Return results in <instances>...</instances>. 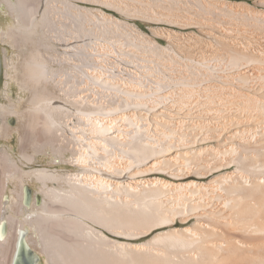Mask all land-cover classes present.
Here are the masks:
<instances>
[{
  "label": "bare ground",
  "instance_id": "obj_1",
  "mask_svg": "<svg viewBox=\"0 0 264 264\" xmlns=\"http://www.w3.org/2000/svg\"><path fill=\"white\" fill-rule=\"evenodd\" d=\"M45 6L39 19L41 8L17 0L20 12L29 10L28 18L15 12L30 34L46 23L64 41L87 34L103 40L75 45L63 57L80 61L84 77L57 80L40 52L21 73L20 85L40 105L29 113V130L60 163H76L81 172L20 170L6 149L0 153L6 173L18 170L9 181L19 183L5 197L0 177V264H19L23 244L40 249L51 264H264V0H66L62 6L50 0ZM138 19L169 27L148 37L130 23ZM56 82L66 83L61 91L85 108L82 128L70 136L56 132L57 103L64 99ZM1 109L3 135L18 114ZM69 151L76 160L62 159ZM22 156L28 165L36 161ZM150 174L156 176L146 179ZM33 179L41 185L37 203L28 198ZM65 179L68 189L59 186Z\"/></svg>",
  "mask_w": 264,
  "mask_h": 264
},
{
  "label": "rangeland",
  "instance_id": "obj_2",
  "mask_svg": "<svg viewBox=\"0 0 264 264\" xmlns=\"http://www.w3.org/2000/svg\"><path fill=\"white\" fill-rule=\"evenodd\" d=\"M48 1L50 0H30L31 7L35 8L36 10L38 8H41V10H39V16H38L39 19L41 17V12L45 11L46 9L45 4H47ZM55 1L57 4H61L62 6L63 1L66 0H55ZM11 3H13L14 6H11L10 5ZM75 4L78 5L79 7L93 9V11L97 9L99 10L101 9L107 14L113 15L115 18H118L119 20L122 21L124 20V17H122L120 13H117L112 9L104 8L99 4H92L81 1L75 2ZM15 10L16 11L18 10L20 14L22 12L21 15H24V18L25 17L28 18V16H30L28 8H21V12H20L19 8H17V0H0V121L2 119L1 106H5L6 108L13 107L14 112L18 114L17 116L13 115L8 120L9 127L11 128L10 131L5 130V132H3L4 134L2 135L0 130V153L6 149V151H8L13 156V159L18 163V168L20 170L50 169V170H57L59 171V173L61 172L62 175L65 176H67V174H77L81 172V168L77 166L76 163L75 164L69 162L60 163V159H57L54 156L52 148L48 147L42 140L40 139L38 140L34 136V133H32L29 130L28 116L31 115L29 113L33 112L32 111L33 109L39 108L40 105L35 108V106H33V100L35 98L34 92L22 88V86L20 85L21 83L20 80L22 77L21 73L24 69L25 61L29 60L32 54L40 52L42 56L48 59L49 66L51 68L52 74L54 73L53 75L55 78H57L55 74H58L57 80H59V76L63 75V77L60 78V81H65L67 83L69 79L68 75L73 73L84 77V73L82 72L83 71L82 69H84V67L82 66L80 67L81 65L80 61L74 60L73 63L71 62L67 63L65 61V58L67 56L66 52L70 51L71 49L76 50L77 48L75 49V45L76 47L77 46L79 47L82 46V44L85 42L86 43L88 42L87 44L91 45L94 42H102L103 40L101 39L97 40L90 34H89L90 36L87 34L84 36L82 35L83 39L85 40H83L82 38L81 40L76 38L78 42L76 41V39H69V41L68 40L64 41V39L62 40V38L59 37V33H56L58 32L57 26H54L52 24L46 25V23H41V25L38 28L37 34H30L29 29H27L24 23H22L23 21L20 22V20L18 19V14L17 12H15ZM130 23L132 24L135 23L136 25H138L142 33L148 37L149 36L154 37L152 32L153 29H156L158 27H169L166 24H157L151 21H144L140 19L130 20ZM103 25H104L103 22H100V24L99 22L97 23L98 27L100 26L103 27ZM41 26H43L45 30H43ZM9 34H14L15 37L19 38L20 43H17L16 41L14 42L13 38L10 39L8 37ZM23 35L25 37L31 36V39L28 40L29 38H25L23 37ZM105 39L106 42L108 43L114 42L113 39H109L108 37H106ZM158 42L160 46L163 48H166L169 45L168 41L163 38H159ZM80 56L83 57L82 55ZM127 65L132 66L133 64L127 63ZM66 83L60 84L56 82L53 84V86L55 87L53 88L56 95L64 98L59 100V102L57 103L59 104V106H61L60 111H58L59 113L57 114H58V119L62 123L61 125L62 127L60 125H57L59 127H57L58 130H56V132L58 135L70 136L71 130L73 132L76 131L77 128L80 127L82 128V121H80V119L81 116L83 115L85 108H83L81 105L75 104L72 97L73 95L72 93L71 95L70 94L66 95L63 91H61V88L65 86ZM6 113L7 114L9 113L8 110ZM71 152L72 151L66 152V154L64 155V157H62V159L66 161H68L69 159L76 160L77 159L76 153L74 152L71 153ZM24 154L35 157L36 161L33 164L28 165L25 162V160H23L22 155ZM87 172L90 175L94 173L93 169H89ZM17 173L18 170H12L6 173L5 169L1 168V164H0L1 180L4 182L6 181V183L9 185L8 186L7 184H5L7 187L6 189L7 194L5 195V197L11 195V193L14 192L13 190L15 187H16L15 190L19 189L18 182L13 183L8 179L9 175H14ZM154 176H156V174H150L149 176H147L146 179H152L154 178ZM167 178L168 180L175 183H180L184 181L173 177L172 178L167 177ZM209 179L211 178H208L206 180ZM66 182L68 181L67 180L63 181L62 183L59 184V186L67 189L68 187L70 188L69 183ZM31 184L29 185L27 184L26 186L29 187V189L31 190V195H32L31 203H33V201H36L35 196L37 195L35 194V192L37 190V187L41 185L37 184V182L34 179ZM49 186L53 187L54 184L49 183ZM0 189L2 188L0 187ZM24 194H25V190H24ZM5 200L7 199L5 198ZM39 201H40L39 203L42 202V197L39 198ZM38 206H41V204ZM8 231H9V223H8ZM150 238L151 237H147L142 241H147ZM31 248L34 250V254L39 258L40 264H51L48 260L47 254L41 252L40 249L38 248H33V247Z\"/></svg>",
  "mask_w": 264,
  "mask_h": 264
},
{
  "label": "water",
  "instance_id": "obj_3",
  "mask_svg": "<svg viewBox=\"0 0 264 264\" xmlns=\"http://www.w3.org/2000/svg\"><path fill=\"white\" fill-rule=\"evenodd\" d=\"M30 190V189H29ZM31 196V191H28V198ZM3 232L5 228L3 227ZM22 258L19 261V264H33L34 260H39V258L34 254L31 249H26V246L23 244Z\"/></svg>",
  "mask_w": 264,
  "mask_h": 264
}]
</instances>
